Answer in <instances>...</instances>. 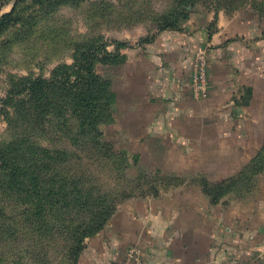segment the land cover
<instances>
[{
    "label": "rangeland",
    "instance_id": "rangeland-1",
    "mask_svg": "<svg viewBox=\"0 0 264 264\" xmlns=\"http://www.w3.org/2000/svg\"><path fill=\"white\" fill-rule=\"evenodd\" d=\"M175 6L176 0H0V18L7 13L14 17L0 30V99L5 98L16 84L19 87L29 80L53 77L59 66L72 65L78 51L87 47L89 41L100 40L107 50L125 53V59L120 63H106L97 57L93 66L98 76L111 83L115 95L110 106L111 120L97 126L104 151L110 149L108 153L115 154L104 159L117 160L118 153V159H123L125 164L121 167L122 164L108 162L101 170L103 160L88 145L84 135L74 138L69 122L58 121L49 105L51 89L41 91L45 96L43 99H35L25 88L15 93L10 103L0 102V145L27 138L44 147L54 144L65 156L73 153L74 160L75 153L82 173L93 180L92 189L88 191L92 197L80 208L82 216L89 215L94 201L109 203L115 200L117 192L127 189L132 195L111 210L94 235L103 231L119 206L130 200L155 199L175 187H199L213 204L208 207V215L217 220V233L224 242L220 264H264V163L260 161L264 162V157L256 159L264 151V75L258 74L254 91L244 85L239 88L238 97L215 93V98L204 103H190L198 106L212 103L225 111L219 115L214 110L203 116L200 119V123H205L203 129L195 128V120L194 123L177 120L178 134H192L190 145L168 144L166 135L159 136L153 130L140 128L141 123L147 121L141 119L143 114L157 110L165 103L158 90L153 97L149 94L148 98L143 92L140 98L130 97L129 93L142 88L143 82L136 77L135 62L128 64L127 58L136 57L135 49L155 40L163 31L157 29L156 19L173 11ZM224 6L195 3L179 29L164 30H182L192 16L200 23L205 21L206 15L214 13L211 30L218 12H223L227 17L237 15V19L245 24L254 21L260 32L257 36L264 37V11L250 6L241 9ZM152 35L155 37L151 41ZM144 66L149 67V64ZM212 70L218 77L224 76L220 67ZM27 100L32 103V112L24 115L22 105ZM138 116L139 120L133 122ZM186 124L195 130L185 128ZM241 171L249 175L252 183L248 185L244 179H229ZM205 180L211 184L222 180L235 182L212 203L202 185ZM107 191L109 195L104 198L102 192L106 194ZM179 195L191 199L193 193ZM103 217L102 212L100 219ZM207 229L208 232L211 229L209 221ZM65 243L58 240L48 248L60 251L65 248Z\"/></svg>",
    "mask_w": 264,
    "mask_h": 264
},
{
    "label": "trees",
    "instance_id": "trees-1",
    "mask_svg": "<svg viewBox=\"0 0 264 264\" xmlns=\"http://www.w3.org/2000/svg\"><path fill=\"white\" fill-rule=\"evenodd\" d=\"M224 1L200 0L204 5L216 3L217 6L226 5L234 9L250 6L264 11V0ZM200 2L176 0L173 11L156 19L157 29H179L182 21L189 16L188 10ZM12 18L10 13L2 16L0 30ZM154 37L152 35L149 40L152 41ZM86 45L78 51L72 65L59 66L53 77L29 80L19 87L16 84L0 102L10 103L15 93L25 88L34 94L35 99H43L45 96L41 91L51 89L49 105L58 121L69 122L68 127L74 133V138L84 135L88 145L103 160L101 170L108 162L122 164L123 167L124 160L118 159V153L115 156L117 160L104 159L115 154L108 153L110 149L104 151L97 126L111 120L110 106L115 95L111 83L98 76L93 66L97 57L106 63H120L125 59V53L107 50L106 44L100 40L89 41ZM23 102L24 115L31 113L32 103L28 100ZM37 142L23 138L0 145V264H77L85 247V238L93 236L108 219L111 210L132 194L127 189H121L114 201H94L93 207L89 205L92 208L89 215L82 216L81 206L86 204L87 198L92 197L88 193L92 189V178L82 173L75 153L74 160L73 153L65 156L54 144L44 147ZM262 157L264 151L256 159ZM260 161L264 163L262 159ZM229 179H244L248 185L252 183L244 171ZM225 181L213 184L202 181L212 203L217 202L219 196L235 182ZM102 193L104 198L109 195L108 191ZM102 212L104 217L100 219ZM58 240L66 242L65 248L60 251L51 249V252L48 247Z\"/></svg>",
    "mask_w": 264,
    "mask_h": 264
},
{
    "label": "crops",
    "instance_id": "crops-1",
    "mask_svg": "<svg viewBox=\"0 0 264 264\" xmlns=\"http://www.w3.org/2000/svg\"><path fill=\"white\" fill-rule=\"evenodd\" d=\"M213 15H206L200 23L192 16L182 30H163L152 43L135 49L136 57L127 58L128 64L135 62L136 77L143 82L142 88L129 93L130 97L140 98L143 92L149 98V94L157 95L158 90L165 103L144 113L141 119L147 121L140 128L166 135L168 144L192 143L189 140L192 134L177 133L180 131L177 120H195V128L203 129L205 123H200L203 116L214 110L219 115L225 113L212 103L210 106L190 103H204L215 98V93L238 97L239 88L244 85L254 91L258 74L264 75V37L257 36L260 33L257 24L254 21L245 24L237 15L227 17L218 12L215 26L209 30ZM198 52L204 53L208 68V95L204 99L192 95L188 79ZM147 63L149 67L144 66ZM213 67L223 69L224 76L215 75ZM185 128L195 130L187 124ZM181 193L193 195L185 199L180 197ZM209 205L213 204L199 187H175L155 199L130 200L119 206L103 231L85 239L77 264H120L133 245L141 253L143 264H220L224 242L217 233V220L208 215Z\"/></svg>",
    "mask_w": 264,
    "mask_h": 264
},
{
    "label": "built area",
    "instance_id": "built-area-1",
    "mask_svg": "<svg viewBox=\"0 0 264 264\" xmlns=\"http://www.w3.org/2000/svg\"><path fill=\"white\" fill-rule=\"evenodd\" d=\"M192 95L195 98L204 97L208 91L206 58L204 53H196L189 74ZM120 264H143L141 253L135 246L129 247L126 257Z\"/></svg>",
    "mask_w": 264,
    "mask_h": 264
}]
</instances>
